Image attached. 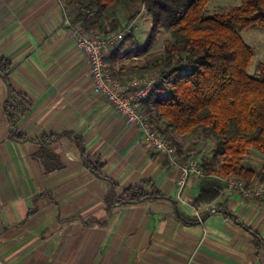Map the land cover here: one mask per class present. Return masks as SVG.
I'll return each mask as SVG.
<instances>
[{
  "label": "crops",
  "instance_id": "0c3cea01",
  "mask_svg": "<svg viewBox=\"0 0 264 264\" xmlns=\"http://www.w3.org/2000/svg\"><path fill=\"white\" fill-rule=\"evenodd\" d=\"M124 53L122 47L108 54L121 81L143 67L125 65ZM1 58L11 61L10 84L29 105L11 126L0 78V264H264V250L254 245L255 234L264 240V200L225 190L216 204L195 210L202 177L192 175L181 190V168L192 154L204 172L218 159L199 154L185 135L176 138L169 160L94 94L89 59L76 46L60 0H0ZM13 129L29 140H15ZM51 135H60L48 148L62 166L54 170L37 156ZM71 135L83 140L93 163L105 164L111 182L85 166ZM246 158L253 182L264 183V158ZM147 180L162 198L117 203L125 189Z\"/></svg>",
  "mask_w": 264,
  "mask_h": 264
},
{
  "label": "trees",
  "instance_id": "16d2710c",
  "mask_svg": "<svg viewBox=\"0 0 264 264\" xmlns=\"http://www.w3.org/2000/svg\"><path fill=\"white\" fill-rule=\"evenodd\" d=\"M60 1L70 22L68 28L95 38H107L125 29L129 24L123 27L118 13L125 8H134L136 2ZM140 1L152 18L151 39L160 30L170 35L160 60H149L145 67L135 69L136 73H158L162 84L165 83L158 85L144 102L145 114L174 149L178 145L177 137L198 131L205 138L216 141L213 157L218 159L219 165L212 171L205 170L193 202V208L200 210L216 204L223 196L226 190L223 179L234 177L252 183L255 171L244 167L245 157L251 147L264 153V62L258 65L255 76L248 73L254 53L240 36L244 29L257 25L264 28V0H241L240 6L215 15L208 12L210 0ZM132 34L116 49L133 39ZM11 72V61L1 58L0 78L8 87L5 112L10 125L15 127L29 101L12 88ZM11 135L17 141L29 140L16 129ZM59 136L51 135L40 141L42 149L37 156L44 158L49 170L62 167L48 149ZM71 136L78 142L85 166L97 177L111 182L103 174L105 164L93 163L86 155L83 140ZM162 197L155 183L147 180L125 189L117 203L131 205ZM220 209L223 211L224 206ZM254 245L256 250H264V240L256 234Z\"/></svg>",
  "mask_w": 264,
  "mask_h": 264
},
{
  "label": "built area",
  "instance_id": "2783aa9c",
  "mask_svg": "<svg viewBox=\"0 0 264 264\" xmlns=\"http://www.w3.org/2000/svg\"><path fill=\"white\" fill-rule=\"evenodd\" d=\"M66 25L70 26L67 19ZM69 30L77 48L89 59L94 94L104 97L129 125L138 127L150 148L174 161L175 149L169 140L161 136L156 125L149 120L143 109L144 102L161 82L160 75L155 73L152 78L131 76L121 81L113 76L107 61L109 52L116 49L128 35L133 33V25H128L118 34L107 38H90L80 30ZM192 175L205 176L199 162L195 159H189L181 168L178 181L181 190L185 188ZM223 181L226 184V190L237 192L245 199L264 200V183L258 181L247 184L243 179L234 177L223 179ZM197 218L199 221L202 220L199 213Z\"/></svg>",
  "mask_w": 264,
  "mask_h": 264
},
{
  "label": "rangeland",
  "instance_id": "374dc122",
  "mask_svg": "<svg viewBox=\"0 0 264 264\" xmlns=\"http://www.w3.org/2000/svg\"><path fill=\"white\" fill-rule=\"evenodd\" d=\"M241 5V0H210L208 5V12L210 15H215L220 11H229L235 7ZM119 19L124 22V26L133 25V39L125 42L123 54L121 60L125 62L128 67H132L133 64H139L145 67L147 63L154 60H160L164 55V44L166 40H169L170 35L165 30H160L153 39L152 37V18L147 13L144 5L140 0H136L134 8H125L119 11ZM130 23L128 22L130 20ZM243 41L248 44L254 53L253 59L248 69V73L251 76L256 75V69L260 63L264 62V28L257 25L252 28L244 29L240 33ZM87 37L95 38L92 35ZM151 41V45L147 47L148 42ZM138 56L139 60L133 61L132 58ZM110 57H107L109 64ZM110 66V64H109ZM140 67V66H139ZM141 68V67H140ZM132 71H130L131 73ZM133 73V72H132ZM142 74V75H141ZM154 72L139 73L134 71L131 76H140L145 78H152ZM162 84V80L158 85ZM162 85H165L163 83ZM179 138V137H178ZM177 138V139H178ZM185 142L191 147L199 151V154H204L209 158L212 157V153L217 147L216 141L213 138H205L201 131L195 132L186 136ZM249 153H256L258 156L264 158V153L256 147H251ZM195 160H200V157L196 155H190ZM247 157V156H246ZM245 157L244 164L249 163V160ZM255 162V161H254ZM253 164V163H252ZM255 165H251V168H255Z\"/></svg>",
  "mask_w": 264,
  "mask_h": 264
},
{
  "label": "water",
  "instance_id": "95a60500",
  "mask_svg": "<svg viewBox=\"0 0 264 264\" xmlns=\"http://www.w3.org/2000/svg\"><path fill=\"white\" fill-rule=\"evenodd\" d=\"M177 213L179 214V210L176 209ZM206 219L201 220V223L204 222Z\"/></svg>",
  "mask_w": 264,
  "mask_h": 264
}]
</instances>
